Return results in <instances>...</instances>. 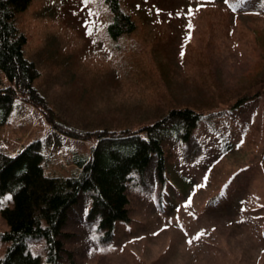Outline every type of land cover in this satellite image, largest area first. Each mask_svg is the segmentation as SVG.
Masks as SVG:
<instances>
[{"label": "rangeland", "instance_id": "obj_1", "mask_svg": "<svg viewBox=\"0 0 264 264\" xmlns=\"http://www.w3.org/2000/svg\"><path fill=\"white\" fill-rule=\"evenodd\" d=\"M119 1L136 30L116 40L106 31L104 0H32L16 15L24 55L37 70L34 86L48 107L16 101L0 125V148L14 153L41 140L46 172L70 176L72 155L91 143L59 132L56 120L78 130L135 127L171 107L223 109L217 102L263 82L264 14L241 11V0ZM217 119L231 146L220 153V134L204 127L180 158L169 143L175 157L167 172L185 177L186 191L161 182L154 167L143 181L135 175L127 186L128 221L109 233L99 227L89 193H80L65 214L61 263L264 264V98L224 115L247 122L244 135ZM7 197L0 208L10 204ZM6 229L0 215V233ZM7 246L0 238V259ZM27 248L47 264L42 238L29 239Z\"/></svg>", "mask_w": 264, "mask_h": 264}, {"label": "trees", "instance_id": "obj_2", "mask_svg": "<svg viewBox=\"0 0 264 264\" xmlns=\"http://www.w3.org/2000/svg\"><path fill=\"white\" fill-rule=\"evenodd\" d=\"M31 1L0 0V71L6 79L5 85L0 86V125L11 114L15 101L31 103L44 112L48 107L34 86L35 65L24 55L26 36L15 25L16 15ZM104 2L111 17L106 27L110 38L116 40L136 30L132 15L122 9L119 0ZM241 3V11L264 14V0H241ZM257 85H251L253 89L246 88L237 96L232 95L229 100L217 102L223 104V109L216 110V103L203 110L189 106L171 107L161 116L135 127L78 130L56 120L54 127L59 132L91 143L87 152L72 155L75 169L70 176L46 172L41 140L27 144L15 154L0 148V200L6 195L11 197L10 204L0 208V215L7 225L0 238L8 244L0 264H42L40 256L27 248L31 238L44 239L47 264H62L67 253L63 244L66 236L62 231L65 214L82 192L89 193L93 214L100 221L99 227L109 233L117 222L128 221L127 186L135 175L143 181L144 173L154 167L161 182L174 185L178 182L179 189L186 191V180L175 170L169 171L173 181L169 178L168 163L175 157L169 143L179 150L177 158H180L181 147H189L197 139V129L204 127L208 134H220L219 146L230 147L226 128L225 135L220 131L218 134L213 119L224 120V124L229 123L244 135L247 122L240 119L230 122L224 115L229 117L257 98H264V80ZM254 124V128L259 126ZM225 150L221 148L220 153ZM177 177L180 180L177 181ZM217 198L213 197L207 204Z\"/></svg>", "mask_w": 264, "mask_h": 264}, {"label": "snow or ice", "instance_id": "obj_3", "mask_svg": "<svg viewBox=\"0 0 264 264\" xmlns=\"http://www.w3.org/2000/svg\"><path fill=\"white\" fill-rule=\"evenodd\" d=\"M191 27V25H189V28ZM181 56L183 57V52H181ZM6 199H11V197L9 196V197H7ZM0 203H3V201H0ZM199 237L197 236V237H194L193 239H198ZM189 243H191V241H189Z\"/></svg>", "mask_w": 264, "mask_h": 264}]
</instances>
